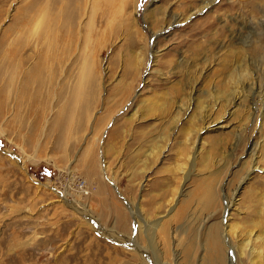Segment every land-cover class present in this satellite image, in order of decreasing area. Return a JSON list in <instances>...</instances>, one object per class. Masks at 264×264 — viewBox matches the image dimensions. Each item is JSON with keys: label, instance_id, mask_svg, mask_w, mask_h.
Instances as JSON below:
<instances>
[{"label": "rangeland", "instance_id": "374dc122", "mask_svg": "<svg viewBox=\"0 0 264 264\" xmlns=\"http://www.w3.org/2000/svg\"><path fill=\"white\" fill-rule=\"evenodd\" d=\"M61 5L0 0V264H264V0Z\"/></svg>", "mask_w": 264, "mask_h": 264}, {"label": "bare ground", "instance_id": "6f19581e", "mask_svg": "<svg viewBox=\"0 0 264 264\" xmlns=\"http://www.w3.org/2000/svg\"><path fill=\"white\" fill-rule=\"evenodd\" d=\"M47 1V0H46ZM54 1V3L55 4H62L61 6H62V9H61V11H64V12H66V13H68L69 12V10L71 9V7H72V5L75 3V2H78L79 4H81L84 0H53ZM88 2V0H86V3ZM94 2V1H93ZM44 4V3H43ZM94 5V4H93ZM46 6V5H45ZM44 6V7H45ZM48 7V6H47ZM48 10V9H47ZM60 11V10H59ZM60 11V12H61ZM69 16V15H68ZM69 18H70V16H69ZM69 18H67V19H69ZM65 19H66V17H65ZM66 19V20H67ZM91 20H92V17L90 18ZM55 20V19H54ZM57 20V19H56ZM68 21V20H67ZM58 22V21H57ZM61 22V21H60ZM66 22V21H65ZM56 23V22H55ZM248 71V70H247ZM247 73V72H246ZM250 75V74H249ZM81 85V84H80ZM80 90V93H81V89H79ZM79 96V95H78ZM235 99H240V92L239 93H237V95L235 96ZM221 260H223V254H221V253H218L217 255H216V258H215V261H217V262H219V261H221Z\"/></svg>", "mask_w": 264, "mask_h": 264}, {"label": "built area", "instance_id": "2783aa9c", "mask_svg": "<svg viewBox=\"0 0 264 264\" xmlns=\"http://www.w3.org/2000/svg\"><path fill=\"white\" fill-rule=\"evenodd\" d=\"M77 188L81 191V193L85 195H88L90 193V189L87 188L85 181L79 182Z\"/></svg>", "mask_w": 264, "mask_h": 264}]
</instances>
